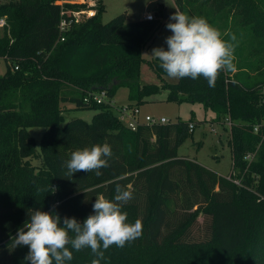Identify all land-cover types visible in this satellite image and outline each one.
Here are the masks:
<instances>
[{
    "label": "trees",
    "instance_id": "1",
    "mask_svg": "<svg viewBox=\"0 0 264 264\" xmlns=\"http://www.w3.org/2000/svg\"><path fill=\"white\" fill-rule=\"evenodd\" d=\"M187 1L175 0L184 14ZM97 2L95 14L65 30L61 21L69 15L63 11L85 4L15 0L0 8L8 23L0 36V58L8 65L0 77V264H30L29 248L14 241L30 210L57 214L60 226L65 217L82 224L94 214L96 198L114 201L117 184L132 192L121 210L127 223L142 221L143 235L123 248L110 246L101 264H264V80L248 83L221 71L212 88L203 77L172 80L154 60L150 65L160 82L145 83L142 51L159 21H127L121 14L104 23L103 0ZM203 3L243 11L246 24L264 36L259 0ZM121 87L128 88L130 105L166 90L168 101L202 103L217 119L228 117L232 172L222 176L179 155L193 132L188 122L127 127L111 104ZM102 91L107 102L84 101ZM73 107L97 112L92 122L66 121ZM31 127L45 128L37 171L28 159L38 147ZM97 144L110 145L113 153L102 175H67L72 153ZM200 215L206 236L198 240L194 226ZM68 247L73 259L65 264H91L95 258L89 248Z\"/></svg>",
    "mask_w": 264,
    "mask_h": 264
},
{
    "label": "clouds",
    "instance_id": "2",
    "mask_svg": "<svg viewBox=\"0 0 264 264\" xmlns=\"http://www.w3.org/2000/svg\"><path fill=\"white\" fill-rule=\"evenodd\" d=\"M149 19L151 17L149 16ZM166 28L172 33L165 39L167 50L154 48L151 56L169 78L203 77L214 88L221 71L235 72L234 44L221 39V34L202 17H189L176 11L169 17ZM174 21V22H171ZM231 36V41H235ZM113 153L110 145H94L76 150L65 164L67 175L95 172L109 167ZM46 190V189H44ZM114 201L96 198L93 213L81 224L75 218H61L55 213L30 210V219L17 230L15 247L29 248L25 260L30 264H65L73 259V252L89 248L95 257L91 264H101L110 246L123 248L143 235L142 221L127 223L128 214L121 208L133 199L131 191L120 184L115 187ZM69 233L74 234L73 237Z\"/></svg>",
    "mask_w": 264,
    "mask_h": 264
},
{
    "label": "rangeland",
    "instance_id": "3",
    "mask_svg": "<svg viewBox=\"0 0 264 264\" xmlns=\"http://www.w3.org/2000/svg\"><path fill=\"white\" fill-rule=\"evenodd\" d=\"M11 1L15 0H0V8ZM64 2L82 3L85 4L84 8L98 4L97 0H93L92 3L90 0H65ZM259 2L261 3H257L258 13L260 21L264 23V0H259ZM103 4L105 10L102 14V21L104 23L121 14H125L127 21L142 19L146 10L156 14L159 25L151 34V39L142 51L145 60L142 64V80L145 83H159L160 79L150 65V62L158 59L151 54L154 48L162 47L167 50L165 39L172 33L166 28V24L170 22L169 17L178 11L175 1L103 0ZM187 4L189 5L186 6V15L206 19L208 24L221 34V39L234 44V64L237 70L235 72L224 71L225 76H239L248 83L264 80V36H258L253 25L246 24L243 20L245 18L243 11L231 9L227 4L223 11H219L214 8V5L204 4L203 0H188ZM165 13L168 14L167 18L164 17ZM3 34L4 29L0 27V36ZM233 35L236 38L235 41H231ZM7 70L8 65L5 59L0 58V77H3ZM128 94V88L121 87L112 98V104L115 106L113 109L116 114H118L117 109L119 107L129 104ZM65 106L70 107L72 104ZM139 107L143 121L147 115H150L155 118L165 117L169 120L168 124L178 121L194 124V131L186 137L178 148L179 155L196 160L199 164L222 176H228L232 172L233 157L228 141L230 127L225 119H217V115L211 110H206L202 103L184 102L179 104L175 101H168L166 90L146 98V101ZM96 112L95 109H74L73 107L66 111V121L81 118L87 122H92ZM29 130L36 139L38 147L36 154L28 159L37 171V167L41 165L39 145L45 128L31 127ZM198 220L199 222L194 226V236L198 240L205 239L206 229L203 225V216L200 215Z\"/></svg>",
    "mask_w": 264,
    "mask_h": 264
},
{
    "label": "built area",
    "instance_id": "4",
    "mask_svg": "<svg viewBox=\"0 0 264 264\" xmlns=\"http://www.w3.org/2000/svg\"><path fill=\"white\" fill-rule=\"evenodd\" d=\"M64 1L57 0V3L63 5L65 3ZM92 1L93 0H90L91 3H92ZM95 6L96 5L94 4L93 6H90L88 8H83L82 10H79V11H76V10H64L63 14H68L69 17L68 18L64 17L62 19V21H61V29L65 30L73 22H79L84 17H90L93 14H95L96 13V11L94 10ZM149 16L151 17V19H149ZM155 19H156V16H155V14L152 11L147 10L145 12L144 20H155ZM7 26H8V23H7L6 17H1L0 18V27L5 29ZM62 40H64V38H62ZM15 68L18 69L19 67L16 66ZM84 101L86 103L96 102V103L100 104V103H103V102H107L108 101V96H107L105 91H102V92H91L90 94H88L84 98ZM111 104H112V100H111ZM113 108H115V106H113ZM117 110H118L117 116H118L119 120H121L127 127H129L132 130H136L140 125H144V124H147V125H159V124H168V122H169V120L167 118H165V117L155 118V117L150 116V115H147L145 117V120L143 121L141 119L140 107L137 106V105L126 104L124 106L119 107ZM225 122L227 123V125L230 127V130H231V126H232L231 120L228 117H226L225 118ZM260 126H261L260 124H257L254 127L255 133L259 132ZM194 128H195V125L190 123L189 124V130L192 132V131H194ZM252 157H253L252 153H248L245 158L247 160H251ZM229 178H232V180L235 183L240 184V181L238 179H235V177L229 176Z\"/></svg>",
    "mask_w": 264,
    "mask_h": 264
},
{
    "label": "crops",
    "instance_id": "5",
    "mask_svg": "<svg viewBox=\"0 0 264 264\" xmlns=\"http://www.w3.org/2000/svg\"><path fill=\"white\" fill-rule=\"evenodd\" d=\"M174 1H175V0H174ZM175 3H176V2H175ZM176 6H177V5H176ZM177 9H178V11L180 12L178 6H177ZM146 11H147V10H146ZM146 11H145V12H146ZM145 12L143 13V17H142V19H144V14H145ZM153 13H154V12H153ZM155 16H156V14H155ZM167 16H168V14H166V17H165V16H164V17L167 18ZM70 107H71V106H70Z\"/></svg>",
    "mask_w": 264,
    "mask_h": 264
},
{
    "label": "water",
    "instance_id": "6",
    "mask_svg": "<svg viewBox=\"0 0 264 264\" xmlns=\"http://www.w3.org/2000/svg\"><path fill=\"white\" fill-rule=\"evenodd\" d=\"M165 12H166V9H165ZM165 17H166V13H165V15H164Z\"/></svg>",
    "mask_w": 264,
    "mask_h": 264
}]
</instances>
